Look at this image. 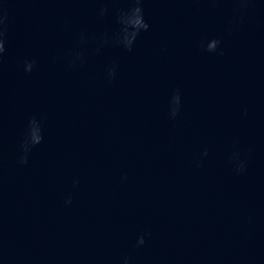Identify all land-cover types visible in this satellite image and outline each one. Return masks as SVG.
Listing matches in <instances>:
<instances>
[{"label":"water","instance_id":"obj_1","mask_svg":"<svg viewBox=\"0 0 264 264\" xmlns=\"http://www.w3.org/2000/svg\"><path fill=\"white\" fill-rule=\"evenodd\" d=\"M0 264H264V0H0Z\"/></svg>","mask_w":264,"mask_h":264}]
</instances>
